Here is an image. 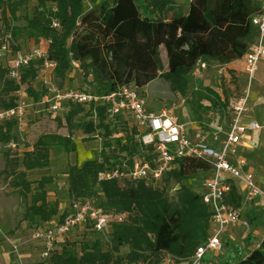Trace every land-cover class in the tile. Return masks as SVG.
Instances as JSON below:
<instances>
[{
	"label": "trees",
	"instance_id": "16d2710c",
	"mask_svg": "<svg viewBox=\"0 0 264 264\" xmlns=\"http://www.w3.org/2000/svg\"><path fill=\"white\" fill-rule=\"evenodd\" d=\"M28 3L29 0H0V47L8 40L10 32L17 39L25 32L27 35L22 37L25 42L30 37L49 40L46 59L56 63L52 71L54 77L63 81L70 70H79L85 81L91 77L92 88L82 90L99 97L130 83L141 93L158 77L164 79L174 93L186 94L190 76L199 61L227 65L242 60L259 35L252 22L260 10L255 0H190L186 12L175 8L172 0H101L88 9L85 0H37L31 17H24L26 30H22L15 23L19 19L18 12ZM51 4L56 5V9ZM51 18L60 21L59 30L52 27ZM25 42L19 40L15 50L24 48L20 45ZM72 60L78 61L80 67H73ZM44 61H33L22 70L19 80H13L8 74L9 66H4L0 60V85L5 93L13 94L8 100H2L1 109L11 108L18 102L20 97L14 94L23 84L28 85L30 98H23L29 104L54 94L51 86L39 90L31 85V81L43 80ZM205 100L210 105L205 104ZM66 105L68 111L64 120L70 130L82 129L86 134L97 132V135L103 132L104 137L99 158L82 166L73 165L68 171L71 204L74 199L92 197L101 190L104 198L96 205L100 212L106 213L103 208L129 212L130 221L112 223L107 250L103 249L102 233L88 223L85 231L90 232L89 238L80 243L62 242L61 248L51 255L50 264H155L163 253L191 258L197 247L208 239L212 213L202 197L204 180L213 169L212 162L186 156L179 159L177 168L158 181L125 180L122 185L118 179L100 180L99 175L106 168L125 162L131 166L135 157L145 151L137 140L135 122L130 125L127 120L129 116L134 119L129 113L109 118L108 105L103 101L89 105L66 102L64 107ZM221 105L226 106L227 101L219 91L205 88L199 81L191 106L192 120L204 125V112ZM79 118L84 120L75 122ZM16 125L17 120H10L0 126L2 145L16 140ZM72 136L71 132L43 133L22 157L14 159L6 154L8 165L0 174L11 177L20 196L29 201L23 220L32 227L45 225L61 210L59 199L52 197L47 189L54 177L43 175L31 180L28 172L47 168L53 148L69 154L76 152ZM115 147L117 152L109 150ZM165 179L181 184L175 200H171L161 186ZM189 180L201 182L190 186L184 182ZM242 200L232 182L225 196L226 203L239 209ZM65 217L66 214L63 219ZM123 247L129 248L125 256L120 255ZM222 259L220 264H264V239L247 253L240 246L229 248ZM181 263L188 264L187 261Z\"/></svg>",
	"mask_w": 264,
	"mask_h": 264
},
{
	"label": "built area",
	"instance_id": "2783aa9c",
	"mask_svg": "<svg viewBox=\"0 0 264 264\" xmlns=\"http://www.w3.org/2000/svg\"><path fill=\"white\" fill-rule=\"evenodd\" d=\"M255 1L258 2L260 10L253 16L252 22L259 35L242 59L247 87L233 105L228 130L224 135L218 126H213L206 120L204 125L198 123L200 130L191 136L189 128L192 122L180 121L178 115L168 109L159 112L147 109L145 99L134 83L124 84L117 91L101 97L85 90L61 91L52 87L54 94L45 96L43 101L48 103V108L53 113L61 112L66 102L89 105L103 101L108 105L109 118L115 119L122 113H129L133 117L138 130L137 140L145 147V151L135 157L131 166L125 162L106 168L100 173V180L158 181L166 173L177 168L179 159L186 156L200 157L212 162L213 169L204 180L205 192L202 197L212 213V233L205 243L197 247L188 264H205L209 254L220 256L225 249L223 235L232 225L242 223L240 210L225 201L229 191L228 179L242 183L249 191L250 199L259 200L264 207V187L259 184L253 171L246 170V159L239 157L237 163H231L229 160V155L237 153L242 134L248 130L264 128L263 124L255 120H244L249 111L254 76L259 63L264 60V0ZM52 27L60 29V21L52 18ZM8 42L6 40L0 47V60L4 66H9L8 74L11 79L19 80L22 70L37 59H45L43 67L52 71L56 67L54 61L46 59L47 49L20 48L13 49L11 53L12 47ZM72 65L75 68L80 67L76 60H72ZM208 65L207 62L199 61L192 72L193 76H200ZM224 66L220 65L222 68ZM185 102V99H180L175 105L179 108ZM29 106L28 101L20 97L13 107L0 109V126L7 121L21 119ZM216 115L218 112L209 111L210 118L213 119ZM70 209L71 214L62 221L38 226L33 230L34 239L41 243V255L44 259H49L56 251L59 241L77 228L91 223L95 231L103 233L112 222L123 220L121 216L113 213H101L91 200L74 201ZM244 225L247 223L244 222ZM163 264L172 263L166 261Z\"/></svg>",
	"mask_w": 264,
	"mask_h": 264
},
{
	"label": "rangeland",
	"instance_id": "374dc122",
	"mask_svg": "<svg viewBox=\"0 0 264 264\" xmlns=\"http://www.w3.org/2000/svg\"><path fill=\"white\" fill-rule=\"evenodd\" d=\"M101 0H85V7L88 9L94 3ZM37 5V0H29L28 5L21 8L18 12L19 19L15 23L22 30H26L24 27L26 21L24 17H31L35 6ZM52 8L56 9V5L51 4ZM52 22V18H51ZM6 30V28H4ZM59 30V29H58ZM10 32L11 37L8 38V44L12 47L11 53L14 46L18 44V41H23L22 37H25V32H23L22 37L14 38ZM18 40V41H17ZM49 40H43L41 38L30 37L28 41L22 43V49H29L32 47H39L45 50L49 47ZM165 59V57L163 56ZM242 60L233 61L224 66L220 67L218 63H211L208 68L202 72L198 77H194L193 74L190 76L189 88L186 94L174 93L169 84L162 78L158 77L147 86H145L143 92H141L142 97L145 99L146 108L154 112H159L162 109H168L174 114L178 115L181 121L189 122L192 120L191 106L194 101L195 91L199 88V81L203 82L205 88L209 87L218 90L222 98H225L227 105H221L217 108H213L214 112H218V115L214 116L213 119L209 117V112H204L203 120H209L213 126H218L219 128L226 129L228 123L230 122L233 105H235L239 96L247 87V80L245 73L243 74ZM41 73L43 79L41 82L34 80L31 81L33 87H37L39 90L42 88L51 86L59 89L69 90H82L84 88H92L89 80H84L83 72L79 70H70L66 79L60 81L54 74L52 70L41 67ZM258 70V69H257ZM33 82V83H32ZM47 85V86H46ZM28 85L23 84L21 89L17 91L14 95L18 97H28L29 92L27 90ZM13 94L5 93L3 85H0V103L2 100H8ZM251 112L257 117V119L264 125V64H262L254 76L252 95H251ZM180 99H185V104L181 107L175 105ZM44 99L38 103H30L27 108L25 115L17 120V125L14 129V134L16 140L12 144L2 145L0 144V171L7 168L8 162L6 154L9 153L14 159L22 157V154L26 150H31L34 143L38 137L43 133L48 132H58L63 134H73V139L77 146V151L72 153H67L61 149L53 148L51 149L50 163L47 168L40 170L29 171V179L35 180L41 178L43 175H50L54 177V182L47 185V189L52 197L58 198L60 203L64 207L71 204V198L68 192V180L67 175L71 166L78 165L82 166L85 162L99 158L101 149L103 147L104 137L103 132H94L92 134H86L82 129L70 130L64 120L66 112L68 111V105H66L63 110L59 113H53L48 108V103H43ZM205 104L210 105V103L205 100ZM1 109V108H0ZM216 109V110H215ZM84 120L83 118L77 119V121ZM130 125H134V121L129 116L127 118ZM254 139L258 141V146L249 151H254L256 153L262 154L264 156V128H262ZM93 136L94 139L86 140L87 137ZM86 138V139H85ZM110 151L117 152V149H109ZM251 159L257 162V157L251 155ZM252 162V161H251ZM7 174H0V264H50L49 259H44L41 255L42 247L39 244H35L33 227L30 226L26 221L23 220V215L26 211V207L29 203L20 196L17 188L13 186L11 182V177H6ZM123 185V181L119 180ZM186 184L193 186L196 182L201 181H184ZM236 185V184H235ZM161 186L165 189V193L169 196L171 200L176 199L177 191L180 189L181 184L176 183L174 180H164ZM238 186V185H237ZM236 186V187H237ZM238 189V187H237ZM104 198L101 190L96 192L95 196L92 197H80L78 199H72L74 201H84L91 200L95 205L99 206L100 200ZM245 201V200H243ZM244 207L241 210L242 223L239 226L242 228L240 238L238 239H223L224 248L229 249L231 243L235 242L233 245L242 247V243L246 240L250 241V233H247L252 225H258L261 220L264 223V214L261 215L259 211L252 208V203L250 201L245 202ZM243 205V204H242ZM66 209V208H65ZM106 213H113L117 216L123 218L120 222L114 223H128L130 221L129 212H118L113 209H104ZM72 210L69 208L66 210V216L71 214ZM261 216V217H260ZM261 218V219H260ZM244 222L247 225H244ZM113 223V222H112ZM108 225L105 231L102 233L103 239V249L107 250L110 248L109 235L112 232L111 225ZM91 224V223H89ZM85 228H89L86 226ZM79 229V228H77ZM76 229V230H77ZM73 231L72 233L78 234L77 237H81L79 243L84 239L89 238L90 232L83 231ZM212 233V221L210 219L207 237ZM252 233V232H251ZM261 240L264 239V229L261 231ZM75 236V235H74ZM72 236L71 240L67 239V242H72L76 237ZM93 236V235H91ZM37 241V240H36ZM245 245L248 246L247 243ZM245 247V246H244ZM224 249V251H225ZM232 249V248H231ZM246 249V248H245ZM129 248L123 247L120 251V255L125 256L128 253ZM223 251V253H224ZM189 259L178 258L170 253L161 254V259L159 261L155 260V264H163L166 261H170L172 264H183L181 262L187 261ZM220 261V260H219ZM222 262V260L220 261ZM136 264H149L145 262H139ZM151 264V262H150Z\"/></svg>",
	"mask_w": 264,
	"mask_h": 264
},
{
	"label": "crops",
	"instance_id": "0c3cea01",
	"mask_svg": "<svg viewBox=\"0 0 264 264\" xmlns=\"http://www.w3.org/2000/svg\"><path fill=\"white\" fill-rule=\"evenodd\" d=\"M173 3L172 5L175 7V8H180L182 10H184L185 12L187 11L188 9V6H189V3H190V0H172ZM264 64V60L261 61L258 65V70L260 68V66ZM242 69H243V64H242ZM257 70V72H258ZM244 74V73H243ZM252 99V98H251ZM250 99V100H251ZM251 103L249 102V111L246 113V117H245V121H249V120H255L257 122H259L261 124V122L257 119V117L254 115V113L251 112ZM189 122H192L191 126H190V135L193 136L197 131L200 130V125H198V122L196 121H193V120H189ZM194 122V123H193ZM188 123V122H187ZM3 125V124H2ZM1 125V126H2ZM219 128V127H218ZM220 131H221V134L224 135V133H226V131L228 130V127L226 129H222V128H219ZM260 130H255V131H246L244 134H242V137H241V141L238 145V150H237V153L234 155V154H231L229 155V160L231 163H237V160L239 157H243L246 159L247 161V166H246V170H251L254 172L255 176H256V179L257 181L259 182V184L264 187V156L262 154H259V153H256L254 152L256 149V147L258 146V141L255 140L254 138L259 135ZM1 144V143H0ZM12 144V143H11ZM251 149H254V151H249ZM251 155H255L257 157V162H254L252 159H251ZM252 161V162H251ZM228 182H229V189H230V186L233 182V184H236V186L238 187V191L239 193L242 195L243 197V201L242 200V206L239 208L240 210V213H241V210L242 208L244 207V204H246V200L247 202L250 201V203H252V208L256 211H259L261 213V215L264 214V207L261 205V202L259 200H252L250 199L249 197V191L246 189V187L240 183L239 181L235 180V179H228ZM66 208V209H65ZM69 208V206L67 207H64L62 205V203H60V210L61 212L59 213V215H57L56 217H54L50 222L46 223L45 225H48L49 223H58L60 221L63 220V217L65 216L66 214V210ZM68 211V210H67ZM63 216V217H62ZM261 217V216H260ZM261 219V218H260ZM260 222L258 223V225H252V228L247 232V233H250V241L249 240H246L245 243L248 244V246H250V248H248L245 243H242V247L241 249L247 253L249 250H251L253 247L259 245L261 242H262V238H261V231L264 229V223L261 222V220H259ZM44 226V225H43ZM83 227V228H82ZM80 227L79 229H77L76 231H83V233H79V234H84L85 232V226H82ZM36 227H33V230L35 229ZM241 230L242 228L239 226V224H235V225H232L229 230L223 235V239H238L240 238V235L242 234L241 233ZM252 232V233H251ZM75 235V236H74ZM78 234L76 233H71L67 236H65L63 239H61L57 245V250H59L61 248V245H62V242H67V239L68 240H71L69 238H71L72 236L76 237V239L72 242H69V243H77L81 237H77ZM79 243V242H78ZM35 244H39L41 246V243L39 241H36L35 240ZM235 242L231 243V247L229 248H233ZM245 246V247H244ZM42 247V246H41ZM246 248V249H245ZM42 249V248H41ZM227 249H225L226 251ZM55 251V252H56ZM224 253L221 254V256L219 257V259H216L217 256H214L212 254H209L206 256V262L205 264H220L221 260L222 259V255ZM50 259V258H49ZM220 260V261H219Z\"/></svg>",
	"mask_w": 264,
	"mask_h": 264
}]
</instances>
